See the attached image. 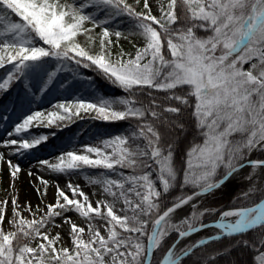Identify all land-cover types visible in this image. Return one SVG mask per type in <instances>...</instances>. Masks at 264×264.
<instances>
[{
    "label": "snow or ice",
    "instance_id": "1",
    "mask_svg": "<svg viewBox=\"0 0 264 264\" xmlns=\"http://www.w3.org/2000/svg\"><path fill=\"white\" fill-rule=\"evenodd\" d=\"M7 65L0 96L23 89L0 121L57 79L93 87L82 69L121 92L22 113L3 141L12 155L48 141L34 127H126L27 170L35 205L21 200L25 169L0 153V264H264V0H0ZM237 177L247 186L214 206Z\"/></svg>",
    "mask_w": 264,
    "mask_h": 264
},
{
    "label": "rangeland",
    "instance_id": "2",
    "mask_svg": "<svg viewBox=\"0 0 264 264\" xmlns=\"http://www.w3.org/2000/svg\"><path fill=\"white\" fill-rule=\"evenodd\" d=\"M153 11H154V14L159 15V13L155 7L153 8ZM121 43L123 44L125 50H128V51L132 50L131 45L127 41H121ZM245 67L247 68L248 66L246 65ZM1 71H2V69H0V72ZM5 77L6 76L4 74V78ZM59 90H61V88H59ZM96 96H99V95H96ZM96 96H94L92 98H85V99L92 100ZM109 97H112V96H109ZM61 98H62L61 95L57 94L56 96H54L50 100H43L38 95V98H36L34 100V102L31 106H28V105H25L23 107L19 106V108L21 109V113L18 116L14 115V114H10V120L9 121H7V122L0 121V153H3L4 156L6 157V159L10 158L13 163H19L22 166V168L25 169V171L22 172V174H21V180L18 183V187L20 189L21 200L24 201L26 199H31L33 205L36 204L37 197H36V194L34 193L33 188H32V183H33L32 178L27 176V170L30 169L34 172L37 171V168L40 167V165L38 164L39 160H49L51 162H54L55 158L57 156H59L62 152H60L61 150L59 151L57 149H55V150L50 149L48 152H42L41 151V153H40V151H36V152L32 151L34 153V155H29L28 158L17 157L15 155H12L8 151V149L3 146V141L5 139H9V137L7 136V132L13 130L14 122H18V118L21 116L22 113H26L29 110H32V111H42L46 114L48 111L53 110L52 106L55 105L57 102H59ZM72 98H70V99H72ZM41 103L43 105L40 106ZM11 105H12V103L9 104V106H11ZM76 120H79L80 122H85L84 125L81 127V131H87L88 132L87 135L84 136V138L81 140L82 142H77V143L75 142L73 144V151L80 152L83 150V147L85 145L97 143L98 138L102 134H105V130L103 131L104 128L101 129L97 125H95L93 123L94 119H91L89 117L85 116L82 118H77ZM97 121H99V120H97ZM99 122L104 123L106 125L107 130H109V129L113 130L112 134L120 133L126 127V124H125L121 129H117V126L119 123L108 124V123H105L103 121H99ZM62 151H64V150L62 149ZM8 171L9 170H8L6 164L3 165L2 167H0V189H6L9 185V179L10 178L8 175ZM45 178L53 179V176H52V174L48 173V174H45ZM57 182L63 188L68 183V177L61 176L57 179ZM74 182L78 183L82 187L83 191L90 197V200H92L94 202L97 199V196H93V192L94 191L98 192V189L94 188L93 186H89L87 184V182L85 181L83 175H81L78 179H75ZM246 186H247L246 183H243V181L241 179L230 182L222 191H220L215 196V198L222 197V196H229V199H228V202H229L233 199V197H235ZM50 191H52V189H50ZM3 195H4L3 192H0V198H3ZM228 205H230V204H228ZM227 206L222 205V206H216V207L221 208V209H225ZM63 235H64V238L67 239V228H65Z\"/></svg>",
    "mask_w": 264,
    "mask_h": 264
},
{
    "label": "trees",
    "instance_id": "3",
    "mask_svg": "<svg viewBox=\"0 0 264 264\" xmlns=\"http://www.w3.org/2000/svg\"><path fill=\"white\" fill-rule=\"evenodd\" d=\"M11 68V65L6 66V68L2 69L0 72V81L3 80L4 74L7 75L8 69ZM65 74H61V77ZM81 77H90L93 81V87L89 88L87 87V81H77L78 86L76 89H74L71 92H66L64 89L60 87V84L62 82L61 79H57L49 88V90L41 95L45 100H50L57 94L61 95V99L59 102L70 100V98L74 96H81L83 98H92L96 95H103V96H117L120 95V90L113 88L110 84H108L103 79H100L96 76L95 73L87 70L82 69L80 71ZM6 78V77H5ZM61 88V90H59ZM23 86L20 84H13L12 88L9 90L8 93L3 94V96H0V114H3V107L5 105H8L10 103H14L17 101V96L22 92ZM68 98V99H67ZM21 113V109L19 108L18 103H16V110L14 115L18 116ZM75 118L74 122L69 123L68 127H61L56 128L55 126L52 127H34L30 129V133L32 135H47L49 137L48 141L45 143L40 144L36 149H33L32 151H41L42 152H48L50 149H57V150H73V144L76 142H82L81 140L84 138V136L87 135V131H81V127L84 125L85 122H80L79 120H76ZM93 123L97 125L99 128H104L105 134H112L113 130L109 129L107 130L106 125L104 123H101L97 120H93ZM125 125L124 122H120L117 126V129H121ZM24 135H28V133H25ZM229 196H222L212 199L211 203L214 206H222V205H228L230 204ZM228 202V203H227ZM229 206V205H228ZM227 206V207H228ZM226 207V208H227ZM225 208V209H226Z\"/></svg>",
    "mask_w": 264,
    "mask_h": 264
},
{
    "label": "bare ground",
    "instance_id": "4",
    "mask_svg": "<svg viewBox=\"0 0 264 264\" xmlns=\"http://www.w3.org/2000/svg\"><path fill=\"white\" fill-rule=\"evenodd\" d=\"M254 157H255V155H254ZM254 157H253V158H254ZM244 171L247 172L248 169H245ZM240 179H241L240 177H237L235 180H232L231 182L236 181V180H240ZM229 183H230V182H229ZM243 183H245V182H243ZM223 189H224V188H223Z\"/></svg>",
    "mask_w": 264,
    "mask_h": 264
}]
</instances>
